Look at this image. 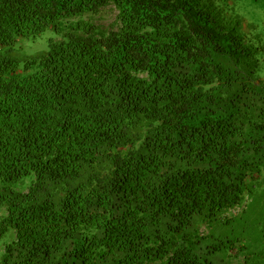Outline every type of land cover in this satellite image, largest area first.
<instances>
[{
    "label": "trees",
    "instance_id": "obj_1",
    "mask_svg": "<svg viewBox=\"0 0 264 264\" xmlns=\"http://www.w3.org/2000/svg\"><path fill=\"white\" fill-rule=\"evenodd\" d=\"M263 54L224 0H0V264H211L199 226L264 166Z\"/></svg>",
    "mask_w": 264,
    "mask_h": 264
},
{
    "label": "rangeland",
    "instance_id": "obj_2",
    "mask_svg": "<svg viewBox=\"0 0 264 264\" xmlns=\"http://www.w3.org/2000/svg\"><path fill=\"white\" fill-rule=\"evenodd\" d=\"M229 2L232 11L241 21V32L253 43L264 46V0H224ZM118 11L114 5L103 9L99 14H87L77 20L90 22L104 32L118 29ZM75 20H70L72 24ZM66 32V31H65ZM62 41L63 35H57L48 30L35 40H23L18 46L16 57L24 60L38 54L47 53L50 40ZM260 76L264 79V54L259 57ZM27 180L18 188L27 191L30 186ZM249 192L242 205L225 213L220 222L214 226L201 224L199 235L209 237V244L223 246L221 250L208 254L211 264H264V166L248 180ZM6 211L0 209V217ZM14 240L10 235L0 240V259L5 252V246ZM224 242L225 245L222 243ZM234 244L235 248L230 249ZM213 250L212 248L210 249ZM208 250H205L207 253Z\"/></svg>",
    "mask_w": 264,
    "mask_h": 264
}]
</instances>
